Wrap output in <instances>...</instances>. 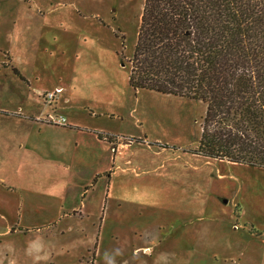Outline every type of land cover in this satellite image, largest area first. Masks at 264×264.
Wrapping results in <instances>:
<instances>
[{"label": "rangeland", "instance_id": "1", "mask_svg": "<svg viewBox=\"0 0 264 264\" xmlns=\"http://www.w3.org/2000/svg\"><path fill=\"white\" fill-rule=\"evenodd\" d=\"M143 6L0 0V264H264V169L194 153L201 101L129 84ZM31 114L74 131L21 148Z\"/></svg>", "mask_w": 264, "mask_h": 264}, {"label": "trees", "instance_id": "2", "mask_svg": "<svg viewBox=\"0 0 264 264\" xmlns=\"http://www.w3.org/2000/svg\"><path fill=\"white\" fill-rule=\"evenodd\" d=\"M128 80L204 103L194 153L264 169V0H144Z\"/></svg>", "mask_w": 264, "mask_h": 264}, {"label": "crops", "instance_id": "3", "mask_svg": "<svg viewBox=\"0 0 264 264\" xmlns=\"http://www.w3.org/2000/svg\"><path fill=\"white\" fill-rule=\"evenodd\" d=\"M2 50H0V52H1ZM14 54V53H13ZM1 61H2V59H0V63H1ZM15 67V66H14ZM39 118V115L38 116H35V115H33V114H31L30 116H28V117H24V120L26 121L27 120V122H29L31 125H33L34 126V128H35V131H34V133H35V136L38 138V142H37V144H36V146H34L29 140L25 143V142H20L19 144H18V146L19 147H24V146H26V148H28V147H30L31 149H35V147H36V149L38 150V149H40V147H41V143L42 142H44V141H46V139L43 137V135L41 136V134H42V132L43 131H45V129L46 128H51V129H53V128H55V129H59V130H67V131H70V132H72V131H74V128H73V126H67V125H62V126H57V125H53V124H51V123H47V122H44V121H38L37 119ZM76 131V130H75ZM76 133V132H75ZM91 134V133H90ZM75 135H77L78 136V134H75ZM92 135H93V137H94V139L96 140V142H98V143H100V144H102V141L100 140V139H98V137L94 134V133H92ZM60 139H63L62 137L60 138ZM62 141V140H61ZM77 141H73V143H71V142H69V143H67L66 141H64V150L67 152V153H71L72 152V150L74 149V148H76L77 147V144L78 143H76ZM128 142V141H127ZM126 141H124L123 143H122V146H126L125 144L127 143ZM66 144H68V148L66 147ZM57 145H59L61 148H62V144H51V146L52 147H56ZM112 147V146H111ZM61 148H59V150L61 149ZM73 148V149H72ZM42 149V148H41ZM118 149H120V147H118ZM61 152H63L64 153V151H61ZM74 152V151H73ZM115 152V151H114ZM65 164V167H67L68 168V164H69V159L67 160L66 158H64L63 160H62ZM7 189H12L13 187H11V186H7L6 187ZM61 212H63L62 210L59 212V213H61ZM66 214H69V215H79L80 217H82V211H81V209L79 208H77V207H75V206H73L72 207V210L70 211V212H68V213H66ZM56 217L55 216H52V217H50V221H52V223H54V219H55ZM40 231V230H39ZM145 251H146V253H148V249H145ZM149 254V253H148Z\"/></svg>", "mask_w": 264, "mask_h": 264}, {"label": "built area", "instance_id": "4", "mask_svg": "<svg viewBox=\"0 0 264 264\" xmlns=\"http://www.w3.org/2000/svg\"><path fill=\"white\" fill-rule=\"evenodd\" d=\"M48 121L51 122L52 124H55V125H64V117H56V118H51L50 117H47Z\"/></svg>", "mask_w": 264, "mask_h": 264}]
</instances>
